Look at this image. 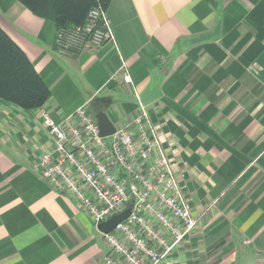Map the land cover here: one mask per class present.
Listing matches in <instances>:
<instances>
[{"label":"crops","instance_id":"1","mask_svg":"<svg viewBox=\"0 0 264 264\" xmlns=\"http://www.w3.org/2000/svg\"><path fill=\"white\" fill-rule=\"evenodd\" d=\"M105 12L112 39L62 52L52 20L0 0V26L51 91L38 109L0 100V264H103L98 224L34 169L54 142L41 112L85 104L115 126L141 104L179 162L197 226L160 264H264V0H111Z\"/></svg>","mask_w":264,"mask_h":264},{"label":"built area","instance_id":"2","mask_svg":"<svg viewBox=\"0 0 264 264\" xmlns=\"http://www.w3.org/2000/svg\"><path fill=\"white\" fill-rule=\"evenodd\" d=\"M112 38L106 12L97 6L85 25L59 30L55 45L75 52ZM120 71L124 83L132 84L126 64ZM40 117L54 141L34 166L42 179L72 195L98 225L132 205L125 220L103 233L109 247L103 264H160L195 229L179 162L141 104L132 120L108 137L100 135L87 104L61 119L46 111Z\"/></svg>","mask_w":264,"mask_h":264},{"label":"trees","instance_id":"3","mask_svg":"<svg viewBox=\"0 0 264 264\" xmlns=\"http://www.w3.org/2000/svg\"><path fill=\"white\" fill-rule=\"evenodd\" d=\"M18 1L35 15L52 20L57 32L64 28L85 25L93 8L102 6L106 11L111 2V0ZM50 96L49 86L26 52L0 26V100L24 110H32L45 106Z\"/></svg>","mask_w":264,"mask_h":264},{"label":"water","instance_id":"4","mask_svg":"<svg viewBox=\"0 0 264 264\" xmlns=\"http://www.w3.org/2000/svg\"><path fill=\"white\" fill-rule=\"evenodd\" d=\"M97 123L99 126L100 135L102 137H108L112 135L116 131V126L113 121L109 118L107 113L101 111L96 114ZM132 205H130L127 209L122 212L113 215L108 220L100 223L98 228L103 233L111 232L115 226L121 221L125 220L131 213Z\"/></svg>","mask_w":264,"mask_h":264}]
</instances>
